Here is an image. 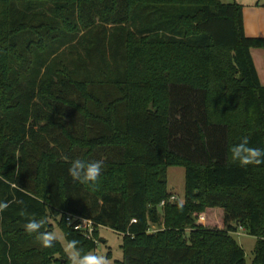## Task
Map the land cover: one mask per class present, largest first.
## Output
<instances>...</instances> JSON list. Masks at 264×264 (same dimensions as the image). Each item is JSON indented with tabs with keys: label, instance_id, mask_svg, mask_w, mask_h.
<instances>
[{
	"label": "trees",
	"instance_id": "trees-1",
	"mask_svg": "<svg viewBox=\"0 0 264 264\" xmlns=\"http://www.w3.org/2000/svg\"><path fill=\"white\" fill-rule=\"evenodd\" d=\"M252 48L264 38L236 2L0 0V264L70 263L25 232L30 218L82 255L100 228L121 234L116 264H246L242 229L264 264V164L229 151L243 136L264 148ZM63 157L106 167L81 184ZM169 167L184 169L183 202L168 201Z\"/></svg>",
	"mask_w": 264,
	"mask_h": 264
},
{
	"label": "clouds",
	"instance_id": "clouds-1",
	"mask_svg": "<svg viewBox=\"0 0 264 264\" xmlns=\"http://www.w3.org/2000/svg\"><path fill=\"white\" fill-rule=\"evenodd\" d=\"M229 151L231 153V161L233 163H238L241 167L264 164V148L251 146L248 136L241 137L238 143L230 147ZM63 159L69 161L68 157H63ZM105 167L106 165L103 159L84 160L75 158L69 161L68 174L73 181L81 184H95L100 179ZM19 203L23 202L19 201ZM7 207V202H0V213H3ZM21 214L24 215L23 212ZM46 223V219L37 220L35 218H30L23 227L27 234L34 235L35 240L42 248H51L56 242L64 241V252L70 264H111L105 255L97 254L92 251L82 255L81 249L78 247L79 241L75 239L65 241V238L59 232L42 231ZM69 223H71V221H69Z\"/></svg>",
	"mask_w": 264,
	"mask_h": 264
},
{
	"label": "rangeland",
	"instance_id": "rangeland-1",
	"mask_svg": "<svg viewBox=\"0 0 264 264\" xmlns=\"http://www.w3.org/2000/svg\"><path fill=\"white\" fill-rule=\"evenodd\" d=\"M168 177V190L169 195L176 196L177 200L172 202H183L184 200V169L181 167H169L167 169ZM170 202V201H169ZM159 211L162 214V207L159 205ZM155 227L156 226H151ZM52 231L63 233L58 229V226L53 223ZM239 234H235V237L241 244L245 251L246 264H251L253 258V250L256 243L255 237L247 234L245 231L240 229ZM99 235L101 237V242L95 250L92 252L105 255L111 264H116V261L122 260L123 251L121 248L122 235L106 227L100 228ZM64 237V236H63ZM66 241V240H65ZM64 244V241H60ZM62 257V256H61ZM57 255V258H61ZM62 262H64L62 260ZM53 264H58L57 262ZM70 264V263H69Z\"/></svg>",
	"mask_w": 264,
	"mask_h": 264
},
{
	"label": "crops",
	"instance_id": "crops-1",
	"mask_svg": "<svg viewBox=\"0 0 264 264\" xmlns=\"http://www.w3.org/2000/svg\"><path fill=\"white\" fill-rule=\"evenodd\" d=\"M223 2H236L243 6V21L245 34L249 37L264 38V0H222ZM251 55L259 80L264 86V48H252ZM233 237L241 246L235 234ZM242 247V246H241ZM253 260V258H252ZM252 264V261H251Z\"/></svg>",
	"mask_w": 264,
	"mask_h": 264
},
{
	"label": "built area",
	"instance_id": "built-area-1",
	"mask_svg": "<svg viewBox=\"0 0 264 264\" xmlns=\"http://www.w3.org/2000/svg\"><path fill=\"white\" fill-rule=\"evenodd\" d=\"M176 200H177L176 196L171 195L168 201L172 202ZM165 204H166V201L164 200L160 203V206L163 207ZM67 221H68V224L70 225L74 224L75 230L79 231L81 234H83L87 238L93 239V232L95 231V226L91 220L79 218L73 215H68ZM69 221H71V223H69ZM132 222H136V220H132ZM149 231L156 232V228L152 227ZM95 242L98 245L100 244L99 240H96Z\"/></svg>",
	"mask_w": 264,
	"mask_h": 264
}]
</instances>
